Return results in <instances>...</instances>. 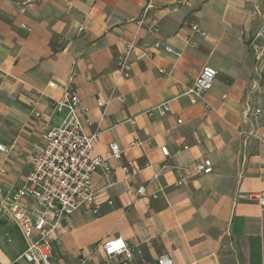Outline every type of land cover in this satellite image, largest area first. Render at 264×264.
Returning <instances> with one entry per match:
<instances>
[{"label":"crops","instance_id":"1","mask_svg":"<svg viewBox=\"0 0 264 264\" xmlns=\"http://www.w3.org/2000/svg\"><path fill=\"white\" fill-rule=\"evenodd\" d=\"M152 1L139 23L146 0H0V144L9 149L0 151V188L24 184L42 134L66 115L55 104L74 71L79 106L92 123L86 131L100 133L91 154L107 158L112 182L93 173L98 211L83 205L61 221L52 264H78L90 248V262H100L99 245L115 237L133 260L111 264H151L161 254L173 264H264V209L237 197L264 192V0ZM157 41L180 55L154 48ZM126 43L134 44L129 77L116 67ZM204 65L217 74L192 102L187 91ZM111 142L119 159L109 156ZM202 158L212 162L210 173L195 172ZM126 161L140 167L129 179ZM139 185L145 196L136 194ZM20 203L41 210L33 199ZM25 248L7 208L0 210V264Z\"/></svg>","mask_w":264,"mask_h":264},{"label":"built area","instance_id":"2","mask_svg":"<svg viewBox=\"0 0 264 264\" xmlns=\"http://www.w3.org/2000/svg\"><path fill=\"white\" fill-rule=\"evenodd\" d=\"M152 7L153 1L146 0L139 23ZM154 26V23L151 24L150 30L155 31ZM190 28L204 35L196 23L191 24ZM82 30L83 27H79V31ZM261 35V33L257 34V36ZM184 42L189 43L190 39L184 38ZM153 47L163 48L176 56L180 55V52L174 51L170 45L163 41L155 42ZM133 48V43H126L116 57V67L123 77L130 75L129 54ZM256 50V57L259 58L262 52L258 48ZM216 74V69L211 65L201 67L193 85L187 91L192 102L202 99L203 95L211 88ZM73 81L74 71L67 79L63 99L55 104V109L58 111L65 109L66 115L61 124L48 128L42 134V143L36 147L31 156V169L25 177L24 184L10 193H6L0 188V210L7 208L10 219L26 242L24 251L7 264H18L19 260H24L26 264H52L53 233L61 221L83 205H88L94 213L98 211V205L94 202L93 173L100 170L112 182V169L107 158L91 154L92 147L98 142L100 133L99 131L87 133L86 127L92 125L91 121L84 117L88 108L79 106V97L73 88ZM96 104L105 109L108 101L98 97ZM165 110H167L166 106L159 110V113L163 114ZM151 112L149 110V113ZM35 115L38 116L37 113ZM108 146L109 156L119 159L122 153L119 146L114 142L109 143ZM0 151L8 153L9 149L0 144ZM161 152L167 156V147L162 146ZM193 166L197 173L207 174L212 171V162L207 158L198 159ZM121 169L125 179L140 172V167L132 161L123 163ZM0 172H3L1 166ZM176 173L178 179L175 184L182 185L184 169L178 167ZM156 176L157 174L154 175V178ZM136 194L145 196L146 186H137ZM237 197L254 199L264 209V192L239 193ZM22 198L33 199L41 210L27 209L20 203ZM99 247L103 253L102 261L90 262V256L95 251V248H90L87 251H81L78 264H111V260L115 257H119L123 263H131L133 260L131 248L121 237L106 239ZM151 264H173V262L167 254H161ZM188 264H195V262Z\"/></svg>","mask_w":264,"mask_h":264},{"label":"rangeland","instance_id":"3","mask_svg":"<svg viewBox=\"0 0 264 264\" xmlns=\"http://www.w3.org/2000/svg\"><path fill=\"white\" fill-rule=\"evenodd\" d=\"M263 32H264V28H263L262 34H263ZM262 36H263V35H262ZM262 36H260V37H262Z\"/></svg>","mask_w":264,"mask_h":264}]
</instances>
